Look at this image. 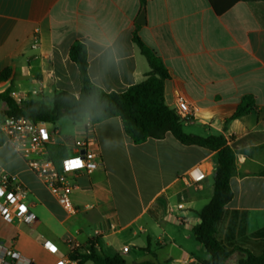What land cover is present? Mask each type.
<instances>
[{
    "label": "crops",
    "instance_id": "0c3cea01",
    "mask_svg": "<svg viewBox=\"0 0 264 264\" xmlns=\"http://www.w3.org/2000/svg\"><path fill=\"white\" fill-rule=\"evenodd\" d=\"M143 8L146 23L140 25ZM135 37L169 74L167 105L176 110L181 96L195 109L185 130L223 136L234 150V198L217 238L227 249L260 255L264 236L256 234L264 220L249 218L264 212V0H0V94L15 91L49 108L56 92L79 96L80 71L70 58L76 42L87 47L92 82L106 92H125L151 71ZM240 105L253 107L234 118ZM7 110L1 101L0 118ZM94 130L104 164L72 199L95 208L71 217L13 146H0V169L27 189L26 203L37 218L25 223L0 216V259L8 249L31 264H93L72 258L66 240L76 236L98 254L120 255L128 264L209 261L193 229L213 197L215 152L184 145L171 133L135 144L119 117ZM195 168L205 173L199 183L190 178ZM47 241L57 253L47 250ZM234 256L239 261L244 254ZM4 261L13 264L10 257Z\"/></svg>",
    "mask_w": 264,
    "mask_h": 264
},
{
    "label": "trees",
    "instance_id": "16d2710c",
    "mask_svg": "<svg viewBox=\"0 0 264 264\" xmlns=\"http://www.w3.org/2000/svg\"><path fill=\"white\" fill-rule=\"evenodd\" d=\"M135 39L151 68L143 82L131 86L122 93L104 91L95 85L89 77L86 45L76 42L70 49V58L80 71V95L75 96L67 91L56 92L53 107L49 108L35 99H27L18 103L11 96V91H6L0 94V102H5L8 107L5 115L27 117L43 122H56L66 117L74 124L88 120L93 125L119 117L125 133L135 144H143L151 138L164 139L168 133H171L184 145L200 146L215 152L216 172L213 197L199 214L200 224L193 229L196 240L205 247L211 256L209 261H203L202 264H228V260L238 251L244 254L238 264H264V250L260 255H255L240 247L227 249L217 238L218 224L226 206L234 198L231 187V180L236 171L234 150L223 136L203 137L186 133L185 121L165 101L164 88L169 74L164 64L138 37ZM252 107V105H240L233 117L245 115ZM4 143L5 138L0 132V146ZM51 157L59 165L60 156L52 155ZM256 235L264 236V230ZM72 258L78 260L79 263L91 261L93 264H128L120 255L102 256L98 254L94 246L90 255L77 253Z\"/></svg>",
    "mask_w": 264,
    "mask_h": 264
},
{
    "label": "built area",
    "instance_id": "2783aa9c",
    "mask_svg": "<svg viewBox=\"0 0 264 264\" xmlns=\"http://www.w3.org/2000/svg\"><path fill=\"white\" fill-rule=\"evenodd\" d=\"M37 45V40H35ZM11 96L22 103L26 97L13 91ZM176 112L184 120L195 115V109L189 106L186 100L179 96L176 99ZM52 122L35 121L27 117H14L5 115L0 118V132L5 142L24 158L28 168L34 172L41 182L49 189L58 203L66 212L67 216H75L86 213L95 208L93 204L78 206L73 203V195L83 191L90 186L88 178L103 167V158L99 142L94 130V125L86 120L76 126L74 136H63L60 129L53 127ZM52 155L60 156V163L57 165ZM80 159L81 167L68 168L70 161ZM190 178L195 183L205 178V173L200 168H195ZM87 179V180H86ZM0 216L7 222L20 220L25 223H32L37 218L30 211L26 203L27 189L17 183L14 176L0 169ZM183 208L182 204L178 205ZM96 234L100 229L96 227ZM67 246L73 254L92 253L91 244L83 245L76 236H70L66 240ZM44 246L51 253H57L58 247L47 241ZM55 249V250H53ZM128 249L125 248V251ZM10 257L13 264H31V261L13 250L4 249V256ZM74 261L61 260L56 264H73ZM7 264V263H6Z\"/></svg>",
    "mask_w": 264,
    "mask_h": 264
},
{
    "label": "rangeland",
    "instance_id": "374dc122",
    "mask_svg": "<svg viewBox=\"0 0 264 264\" xmlns=\"http://www.w3.org/2000/svg\"><path fill=\"white\" fill-rule=\"evenodd\" d=\"M53 127L60 129L61 134L63 136H74L75 135V131H76V126H78L79 124H74L69 118L63 117L61 119H59L56 122H52ZM185 125V124H184ZM186 133L189 134L188 130H185ZM212 183H214V177H212ZM256 215V214H255ZM255 219L254 214L253 216H250L249 220H264V212L262 213V218H258ZM255 225L253 222L250 223V228L253 229L252 227H255ZM238 256H234L229 260V264H238Z\"/></svg>",
    "mask_w": 264,
    "mask_h": 264
},
{
    "label": "snow or ice",
    "instance_id": "6c2138e0",
    "mask_svg": "<svg viewBox=\"0 0 264 264\" xmlns=\"http://www.w3.org/2000/svg\"><path fill=\"white\" fill-rule=\"evenodd\" d=\"M82 161L80 159H76L73 161H70L67 165L68 168H77V167H81L82 166ZM0 195H3V193H0ZM55 250V249H53Z\"/></svg>",
    "mask_w": 264,
    "mask_h": 264
},
{
    "label": "water",
    "instance_id": "95a60500",
    "mask_svg": "<svg viewBox=\"0 0 264 264\" xmlns=\"http://www.w3.org/2000/svg\"><path fill=\"white\" fill-rule=\"evenodd\" d=\"M136 23L140 25H145L146 23L145 8L142 9Z\"/></svg>",
    "mask_w": 264,
    "mask_h": 264
},
{
    "label": "clouds",
    "instance_id": "9594fccd",
    "mask_svg": "<svg viewBox=\"0 0 264 264\" xmlns=\"http://www.w3.org/2000/svg\"><path fill=\"white\" fill-rule=\"evenodd\" d=\"M107 146V145H106Z\"/></svg>",
    "mask_w": 264,
    "mask_h": 264
}]
</instances>
